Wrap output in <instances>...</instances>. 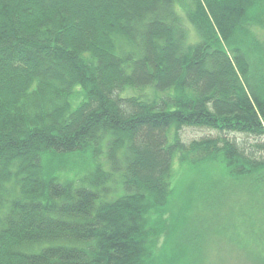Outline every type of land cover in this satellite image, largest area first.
Segmentation results:
<instances>
[{
    "label": "trees",
    "instance_id": "trees-1",
    "mask_svg": "<svg viewBox=\"0 0 264 264\" xmlns=\"http://www.w3.org/2000/svg\"><path fill=\"white\" fill-rule=\"evenodd\" d=\"M257 32L264 0H0V264H160L174 161L264 193Z\"/></svg>",
    "mask_w": 264,
    "mask_h": 264
},
{
    "label": "rangeland",
    "instance_id": "rangeland-1",
    "mask_svg": "<svg viewBox=\"0 0 264 264\" xmlns=\"http://www.w3.org/2000/svg\"><path fill=\"white\" fill-rule=\"evenodd\" d=\"M264 40V32H257ZM250 64L264 54L246 53ZM207 131H183L194 138ZM64 158V157H63ZM45 159V171L77 178L92 165L86 154ZM176 160V159H175ZM71 176V177H70ZM246 179L231 177L217 162H173L168 202L150 213L158 229L151 245L160 264H264V193L247 192Z\"/></svg>",
    "mask_w": 264,
    "mask_h": 264
}]
</instances>
